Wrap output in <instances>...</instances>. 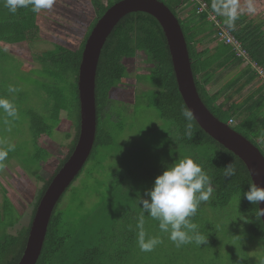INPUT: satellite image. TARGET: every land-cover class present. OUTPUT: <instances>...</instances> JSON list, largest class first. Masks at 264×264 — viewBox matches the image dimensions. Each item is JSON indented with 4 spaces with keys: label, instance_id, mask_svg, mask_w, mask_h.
<instances>
[{
    "label": "rangeland",
    "instance_id": "374dc122",
    "mask_svg": "<svg viewBox=\"0 0 264 264\" xmlns=\"http://www.w3.org/2000/svg\"><path fill=\"white\" fill-rule=\"evenodd\" d=\"M245 3L249 0H238V8ZM245 13L253 18L249 8ZM95 16L90 0H53L51 7L38 10V38L1 43L0 100L11 104L15 115L9 116L0 107V152L7 153L0 161V214H4L7 197L13 204L10 215L18 213V221L5 229L2 219L0 237L5 232L15 234L28 225L43 186V181L29 172L30 168L40 167L34 157L36 146L27 115L29 110L41 111L44 105L45 95L35 84L38 57L56 44L77 48ZM221 17L228 19L224 11ZM123 63L126 82L113 89L112 97L118 100L111 102L110 110L103 111L99 120L100 126L110 133L112 143L95 148L93 157L84 164L57 206L61 227L70 238L62 253L65 260L54 264H85L81 259L90 249L99 253L86 258L87 264H91L90 259L92 264H264V240L250 233L248 215L241 214L237 196L223 210H213L208 201L201 202L193 223L207 237L202 245L193 241L177 247L168 233L160 231L159 222L144 213L145 239L156 237L161 242L151 251L141 250L139 201L165 167L185 158L199 164L195 156L201 147L179 144L177 125L160 119L149 104L152 89L144 79L153 62L145 53L124 58ZM74 134L71 121H62L53 129L48 141L51 157L39 169L43 177L50 176L62 158L58 146L69 144Z\"/></svg>",
    "mask_w": 264,
    "mask_h": 264
},
{
    "label": "trees",
    "instance_id": "16d2710c",
    "mask_svg": "<svg viewBox=\"0 0 264 264\" xmlns=\"http://www.w3.org/2000/svg\"><path fill=\"white\" fill-rule=\"evenodd\" d=\"M5 1L0 2V46L1 43L15 44L38 38L40 35L38 11L34 12L32 5H29L18 7L13 13L7 7V0ZM116 1L118 0H90L96 10V16L80 45L71 49L63 44H56L54 49L41 53L38 57L40 67L37 69L35 84L43 96L45 95L44 105L41 111L29 110L27 115L33 143L36 146L34 157L40 162V167L28 169L31 175L43 181V186L34 203L31 219L46 186L68 158L77 140L79 129L77 74L84 42L96 20ZM160 1L164 2L178 18L186 40L195 85L203 103L214 116L244 135L264 154L262 146L264 85L257 81L256 74L235 54L231 45L218 41L215 26L207 18V10L197 13V3L194 0ZM204 1L207 9L222 20L223 9L219 11L217 9L228 0ZM177 9H181L180 14L177 13ZM222 22L241 41L251 58L264 66V37L258 26L241 13H237V18L231 24L228 23V19ZM138 52L145 53L147 59L153 62V66L148 70L147 79H144L152 89L148 98L149 104L157 111L160 119L173 121L177 125L179 144L191 148L201 147L195 157L210 176L214 189L208 205L213 210H223L230 205L233 197L237 196L241 214L248 215L250 233L253 237L264 240V223L261 217L259 219L256 216L258 205L251 204L243 197L244 192L253 185L243 161L207 134L195 119L190 122L191 138L185 134L189 122L185 120L182 112L187 107L177 87L167 41L158 21L146 12L136 11L124 15L107 37L101 50L95 76L96 135L87 161L93 157L97 146L112 143L110 133L100 126L99 120L103 116V111L110 110L111 102L118 100L112 97L113 89L126 82V65L123 59L135 58ZM229 120L233 122L229 123ZM62 121H71L74 124V137L69 144L58 146L57 151L62 158L52 174L43 177L39 169L51 157L49 137ZM209 149L212 150L210 153ZM229 163L235 165L237 172L236 175L226 178L223 167ZM63 195L51 214L43 246L35 264H54L65 260L62 253L70 235L61 227V214L56 213ZM12 209L13 204L5 197L4 214L3 216L0 214V222L3 219L5 229L18 221V213L14 217L10 215ZM197 217L198 209L190 219L194 222ZM31 219L28 225L17 233L5 232L0 237V264H17L25 247ZM98 253L97 249L86 250L84 260H81L87 264L86 258L96 256ZM89 262L92 264V259Z\"/></svg>",
    "mask_w": 264,
    "mask_h": 264
},
{
    "label": "water",
    "instance_id": "95a60500",
    "mask_svg": "<svg viewBox=\"0 0 264 264\" xmlns=\"http://www.w3.org/2000/svg\"><path fill=\"white\" fill-rule=\"evenodd\" d=\"M146 12L158 21L165 35L175 80L187 109L197 124L214 140L237 155L247 167L254 185L264 187V154L244 135L219 120L200 98L188 54L186 40L172 10L160 0H118L109 6L91 28L81 52L77 74L79 129L68 158L52 176L42 193L31 219L23 253L17 264H35L40 255L51 214L66 189L86 163L95 141V76L103 45L126 14ZM264 208V202L258 204ZM264 223V216H261Z\"/></svg>",
    "mask_w": 264,
    "mask_h": 264
},
{
    "label": "clouds",
    "instance_id": "9594fccd",
    "mask_svg": "<svg viewBox=\"0 0 264 264\" xmlns=\"http://www.w3.org/2000/svg\"><path fill=\"white\" fill-rule=\"evenodd\" d=\"M53 0H7V7L13 13L18 7L32 5V10L38 11L41 8L51 7ZM237 0H228L227 3L219 5L218 11L222 8L231 24L237 18ZM0 107L14 116L15 111L7 101L0 100ZM185 120L189 123L186 126V135L192 136L191 121L194 119L192 111L184 109L182 112ZM6 152H0V161L6 157ZM0 167L3 164L0 163ZM224 176L230 178L236 175L237 169L234 164H227L223 167ZM210 176L203 170L202 166L192 158H185L175 163L155 177L153 184L139 201L142 213L138 219L139 244L142 251H151L161 241L156 237L145 239L143 231L144 213H147L153 220L158 221L161 232L168 233L169 239L180 247L192 243L197 245L205 244L207 237L198 231V226L190 219L193 217L201 202H206L214 191ZM251 204L258 205L264 202V187L251 185L243 195ZM256 216L260 219L264 216V208L257 207Z\"/></svg>",
    "mask_w": 264,
    "mask_h": 264
},
{
    "label": "built area",
    "instance_id": "2783aa9c",
    "mask_svg": "<svg viewBox=\"0 0 264 264\" xmlns=\"http://www.w3.org/2000/svg\"><path fill=\"white\" fill-rule=\"evenodd\" d=\"M197 3L196 12L202 13L207 10L208 20H210L216 30V37L218 41H221L224 44H229L233 47L235 54L242 59V61L246 62L251 70L256 74L257 78L264 85V66L259 64L256 60L252 59L249 55L247 49L243 46L240 40H238L229 30V28L222 23L218 17L212 11L207 9V4L204 0H194ZM232 123V120L228 121Z\"/></svg>",
    "mask_w": 264,
    "mask_h": 264
},
{
    "label": "crops",
    "instance_id": "0c3cea01",
    "mask_svg": "<svg viewBox=\"0 0 264 264\" xmlns=\"http://www.w3.org/2000/svg\"><path fill=\"white\" fill-rule=\"evenodd\" d=\"M0 2H6V1L5 0H0ZM237 3H238V0H237ZM248 4H246V3L245 4H242L241 6H243V7L242 8H238L237 13L243 14L249 21H251L254 24H256L258 26L259 30H260L261 35L264 37V0H249V3ZM248 8L252 11L253 18H249V16L246 15L245 12H246V10ZM220 21L222 22L224 20L222 19ZM248 67H249V65H248ZM244 69H246V67ZM234 73H236V72H234ZM257 81H260V80L258 79ZM262 141H263L262 146L264 147V138H263Z\"/></svg>",
    "mask_w": 264,
    "mask_h": 264
},
{
    "label": "flooded vegetation",
    "instance_id": "af4514ba",
    "mask_svg": "<svg viewBox=\"0 0 264 264\" xmlns=\"http://www.w3.org/2000/svg\"><path fill=\"white\" fill-rule=\"evenodd\" d=\"M120 101V100H119Z\"/></svg>",
    "mask_w": 264,
    "mask_h": 264
}]
</instances>
